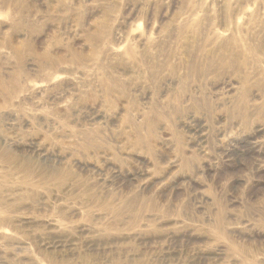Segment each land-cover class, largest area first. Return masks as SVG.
Wrapping results in <instances>:
<instances>
[{"label":"rangeland","instance_id":"1","mask_svg":"<svg viewBox=\"0 0 264 264\" xmlns=\"http://www.w3.org/2000/svg\"><path fill=\"white\" fill-rule=\"evenodd\" d=\"M0 264H264V0H0Z\"/></svg>","mask_w":264,"mask_h":264}]
</instances>
